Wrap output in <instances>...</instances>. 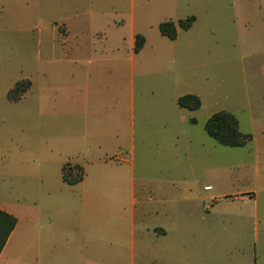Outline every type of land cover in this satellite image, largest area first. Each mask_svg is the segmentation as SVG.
Here are the masks:
<instances>
[{
  "label": "rangeland",
  "instance_id": "374dc122",
  "mask_svg": "<svg viewBox=\"0 0 264 264\" xmlns=\"http://www.w3.org/2000/svg\"><path fill=\"white\" fill-rule=\"evenodd\" d=\"M190 16L196 22L188 31L179 28L176 40L160 33V23ZM69 17L82 20V38L88 47L99 45L100 60L117 63L126 71L125 79H134L137 127L130 157L137 176L146 178L148 199L139 214L148 224H159L165 210L169 223L176 215L183 228L169 236L198 238L199 251L210 246L215 264H257L256 238L262 228L255 215L256 135L258 121L264 123V0H40L33 46L52 45L55 23L74 22L66 21ZM137 34L146 44L135 54ZM18 52L14 43L0 51V77L19 71ZM119 79H124L121 74ZM186 94L198 95L201 108H181L178 98ZM160 109L173 121L178 139L172 124L162 127L158 116L153 117L157 124L139 127L141 114ZM223 110L253 136L245 147L222 146L207 134L208 117ZM29 151L0 147L2 190H11L17 181H35L37 167ZM206 185L212 190L205 191ZM177 187L182 195L176 199L169 190ZM197 194L213 200H198ZM139 198L144 199L140 190Z\"/></svg>",
  "mask_w": 264,
  "mask_h": 264
},
{
  "label": "crops",
  "instance_id": "0c3cea01",
  "mask_svg": "<svg viewBox=\"0 0 264 264\" xmlns=\"http://www.w3.org/2000/svg\"><path fill=\"white\" fill-rule=\"evenodd\" d=\"M39 18L40 0H0V51L14 43L20 54L19 71L0 77V147L29 148L37 167L31 185L0 188V209L17 218L0 264H215L210 246L199 251L198 238L169 236L183 228L175 214L169 223L163 211L159 224L139 214L148 199L146 178L137 176L130 157L137 127L134 79H125L117 63L99 59V45H86L76 17L55 23L52 45L33 46ZM23 79L31 80V89L20 102L9 101L8 92ZM164 114L144 112L139 127L172 124L178 139ZM257 124L255 215L262 234L256 256L264 264V123ZM67 164L73 177L82 169L79 183L64 181ZM169 192L182 195L179 187Z\"/></svg>",
  "mask_w": 264,
  "mask_h": 264
},
{
  "label": "trees",
  "instance_id": "16d2710c",
  "mask_svg": "<svg viewBox=\"0 0 264 264\" xmlns=\"http://www.w3.org/2000/svg\"><path fill=\"white\" fill-rule=\"evenodd\" d=\"M195 22V16L181 19L178 22L169 20L160 23L159 31L163 36L170 40H176L179 36V28L188 31L193 27ZM145 44L146 38L141 34H137L135 36V53H140ZM31 87L32 82L29 79L18 81L8 92V100L11 102H20ZM178 105L181 108L195 111L201 108L202 100L198 95L186 94L178 99ZM205 130L209 137L214 139L217 143L230 148L245 147L251 140H253L252 135L245 134L241 131L240 122L237 117L231 112L224 110L214 113L207 120ZM72 169L71 165H65L63 178L68 184L74 185L82 180L83 173L82 169L78 167V173L76 177H73ZM16 225L17 218L0 209V255L15 230Z\"/></svg>",
  "mask_w": 264,
  "mask_h": 264
},
{
  "label": "built area",
  "instance_id": "2783aa9c",
  "mask_svg": "<svg viewBox=\"0 0 264 264\" xmlns=\"http://www.w3.org/2000/svg\"><path fill=\"white\" fill-rule=\"evenodd\" d=\"M206 190H212V187H206Z\"/></svg>",
  "mask_w": 264,
  "mask_h": 264
}]
</instances>
